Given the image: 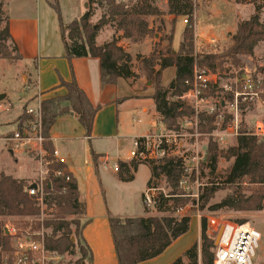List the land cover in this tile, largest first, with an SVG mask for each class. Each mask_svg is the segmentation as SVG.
<instances>
[{
    "label": "trees",
    "instance_id": "obj_1",
    "mask_svg": "<svg viewBox=\"0 0 264 264\" xmlns=\"http://www.w3.org/2000/svg\"><path fill=\"white\" fill-rule=\"evenodd\" d=\"M99 5L106 8L98 23L91 22L90 9L69 23H64L57 1L51 3L58 12L59 25L65 44V56L74 58L95 57L100 62V79L102 86L114 85L120 78L128 79L139 74L132 69L133 56L119 44V38L103 45L97 44L99 30L106 24L112 23L117 32L133 43H141L151 36L150 16L163 17L165 13L156 5V0H98ZM168 15L171 32L163 39L167 41L163 46L161 41L155 44L148 55H139V66L143 74L155 84V108L160 122L169 129H178L179 118L194 114L195 110L188 105L181 96L191 88L187 80L192 81L196 64L208 68L215 74L221 73L225 65L236 68L243 66L244 56H254L257 45L264 41V23L260 13L264 8V0H256L255 12L238 24L237 30L231 36V43L223 52L209 51L199 59L194 53V14L196 3L194 0H168ZM188 16V23L183 31V40L176 50L173 46L177 18ZM5 26L0 30V58L20 60L22 54L13 53L7 44L11 39L10 17L5 15L4 3L0 2V23ZM163 22V20H161ZM15 46V45H14ZM17 51V47L15 46ZM158 67V68H156ZM175 67V76L168 85H164L162 78L164 71ZM242 72L238 73L241 76ZM60 86L66 92L62 95L50 96L42 99V129L45 137V149L51 155L54 151L51 131L59 116L75 114L86 136H91L94 123L101 105H95L88 93L80 86L73 75L71 80L61 78ZM216 89L206 92L207 96H214ZM232 99V95H229ZM264 99V94L262 96ZM246 105H243L245 109ZM25 108L19 120L18 128L23 130L29 120ZM201 131L211 133L216 129L217 113H200ZM231 116L223 123L227 125ZM204 123V124H203ZM232 159L230 166L224 173L218 171L221 157ZM95 159L98 155L94 154ZM142 163L151 167V178L148 188L155 186V179L161 175L171 187L168 194L160 193L155 198V206L164 214L137 216H109L110 228L113 236L116 257L119 264H139L161 255L176 239L190 230V215H175L188 199L183 197L180 181L185 175L183 159L170 156L163 162L140 161L132 159L130 162L119 161V177L122 180H133L138 166ZM206 165L210 168V183L201 197L200 210L207 209L214 212L223 208L235 211H259L264 207V136L262 138L248 133L247 128H241L236 138V144L224 150L219 143L209 137ZM64 168V176H55L54 171ZM67 176L70 179H67ZM24 179H18L0 170V264H5L3 254L13 250V236L6 233V217H17L25 228L30 227L38 231L42 227L51 228V234H45V242L49 251L61 258L66 253H75L78 248L81 258L77 264L93 261V252L84 238L83 230L88 220L82 221L86 214V207L80 200L77 179L68 166L55 163L50 166L45 189L48 196L45 204L54 207V218L40 221L42 208L36 197L30 196L27 188L30 186ZM228 192L219 201L211 202L216 194L222 190ZM144 196V194H143ZM172 202V204H170ZM146 211L148 207L146 206ZM167 212V213H166ZM73 216V218H67ZM17 221V220H16ZM242 223L244 220H238ZM244 223V222H243ZM21 224V223H20ZM215 240L208 234V220L200 218V241H196L172 264H214ZM48 264H64L62 260L50 261Z\"/></svg>",
    "mask_w": 264,
    "mask_h": 264
},
{
    "label": "rangeland",
    "instance_id": "obj_2",
    "mask_svg": "<svg viewBox=\"0 0 264 264\" xmlns=\"http://www.w3.org/2000/svg\"><path fill=\"white\" fill-rule=\"evenodd\" d=\"M4 3V12L7 13L6 2L10 0H0ZM57 1L60 10L61 18L64 23H69L76 18H80L83 14L90 9L92 12L91 22L96 24L101 19L102 15L106 12V8L99 5L98 0H52ZM196 3V10L194 14V53L196 56H200L209 51L223 52L231 43L230 35L233 34L232 28H234V0H194ZM242 4H248V6H242L240 14H247L250 10H253L256 4V0H237ZM48 3L49 9L41 11V20L37 19L36 10L33 11V5L30 8L23 10L16 4L12 5L13 13L11 14V28L15 39L23 43H27L28 50H32V47L36 45L38 39V31L46 30L48 33L53 28V16L58 25L59 17L57 21L58 12ZM251 4V6H249ZM156 5L165 13L163 17L150 16L148 18L150 27L153 28L149 39V45L141 43H133L129 39L128 41L134 44L131 48L133 51V65L132 69L139 73L141 79V85L145 89L154 90V82L148 79L140 69L139 55L148 56L155 44L159 43L162 39V45L166 46L167 41L163 39V36H167L171 32L170 20L171 15H168V0H156ZM57 15V16H56ZM250 15V13H249ZM248 15V16H249ZM243 16V15H242ZM40 13H38V18ZM188 16H180L177 18L174 34L173 46L177 50L183 40V30L186 25L185 19ZM260 19L264 23V8L260 13ZM163 20V22L161 21ZM5 26V21L0 23V30ZM42 27V29H41ZM216 33L208 34V30L213 28ZM48 30H47V29ZM51 29V30H49ZM50 31V32H49ZM116 28L112 23L103 26L98 33L100 43H106L116 37ZM122 36V35H121ZM13 38V39H14ZM122 38V37H120ZM145 39V40H146ZM120 40V39H119ZM97 41V40H96ZM123 46H125V40H123ZM143 43V42H142ZM7 44L13 53H16L15 44L11 39L7 40ZM99 45V43H98ZM103 45V44H101ZM132 46V45H131ZM130 47V46H129ZM127 50V49H126ZM149 52V53H148ZM27 65L21 66L15 63L16 61L10 59L0 58V95H6L0 100V134L10 133L18 129L21 120L20 117L25 114V98H26V84H24V76L32 75L35 70L31 59L24 60ZM58 63L61 72L68 79H71V69L68 61ZM243 66L236 68L230 65H225V69L221 73L216 74V80L218 84L214 85L216 89L215 97L210 98V102H203L199 104L200 110H207L210 106H220L218 100L227 98L228 92L225 87L231 88L235 85L236 76L238 73H245L247 67L255 74L261 73L264 77V41L260 42L256 49L254 56H244L242 58ZM55 63H44L41 65L39 71L46 70L44 74L45 86L48 90L54 87L55 78H59L57 66H53ZM200 67L201 65L198 64ZM158 68V67H156ZM204 68V67H203ZM241 74V75H242ZM91 78L87 74L82 73L81 79L88 83L91 79L92 84L89 85V93L92 100L101 105L100 113L94 123V128L91 136L85 135V130L80 125L78 119L74 116H64L59 119L54 126V135L61 137L66 136L63 145H69L71 156L69 162L74 165L76 173L79 176L81 188L86 189V196L84 201L86 207L85 219L82 221L91 220L90 216L99 221V229L103 227L100 218V213H105L112 216L122 215H161V212L155 206V203L147 206L143 201V191L148 188V180L151 175V167L149 164L142 163L136 173L134 180L121 181L117 174H113L110 169H106L99 163L97 169L95 168L94 174L89 175L87 172V165L85 160L89 163V166L94 165V154L97 152H104L110 157V161L124 160L132 158L131 151L133 147V140L136 135L144 134L148 131V123L155 122L151 115L143 111V107L146 104H152L150 100L130 97L126 98L122 102H113L105 104L109 99H114L119 96L120 98L129 94L132 87L124 79H120V83L117 84V88L107 87L99 88L100 85L95 86V80L97 82L98 76L94 75V70H91ZM175 76V67H169L163 73V84L168 85L170 80ZM60 79V78H59ZM136 81V80H135ZM61 82V81H60ZM58 88L59 85H58ZM62 89V88H60ZM61 93V92H59ZM219 98V99H218ZM188 102H193L189 100ZM38 105V100H33L27 104L29 108H35ZM195 106V103L193 104ZM98 111V112H99ZM151 112V111H150ZM242 123L247 129L251 130L258 120L264 121V104L263 106L259 102H254L251 107L246 109V112L242 115ZM160 121V119L158 120ZM27 123V122H26ZM204 124V123H203ZM201 129V128H200ZM194 140V137H190ZM62 142V140H59ZM59 146H62V144ZM209 141L206 136H200L198 141V149L206 150L208 148ZM219 147L227 150L229 147L236 144V138L231 137L226 142H219ZM13 143H6L0 140V170L8 175H12L18 179H24L27 183L37 181L41 177V156L38 151L21 147L19 150L14 151ZM66 150V149H65ZM67 151V150H66ZM193 151V153H195ZM191 155V154H190ZM207 156V154H206ZM45 162V158L44 161ZM232 159L221 157L218 164V171L224 173L230 166ZM198 164V171H195L190 176V182L188 187L190 192L182 190V196L188 199V202L176 211L175 215H190L198 216L199 219L205 216L208 220V234L214 237L216 242L218 233L220 232L225 222H239L243 219V222H250L251 225L258 228L263 237L260 241V246L256 251L253 264H264V207L259 211H235L230 208H223L214 212L207 209L200 210L201 197L205 193L207 185L210 183V168L206 165V160H200L193 163L192 166ZM45 165V163H44ZM96 167V166H95ZM24 169V170H23ZM28 170V171H27ZM22 174V175H21ZM23 177V178H20ZM211 184V183H210ZM155 186L159 188L155 191L156 196L160 193L168 194L171 190L166 177L161 175L155 179ZM188 192V193H187ZM228 189L220 190L211 202L219 201L226 195ZM188 194V195H184ZM172 204V202L170 203ZM41 206V205H40ZM146 206L148 211H146ZM40 221L54 218V207L49 208L48 205L42 207ZM167 213V212H166ZM104 216V218H106ZM67 218H73L68 216ZM5 222L7 224L6 229L15 226L18 229L19 235H34L42 237V232L45 234H51V228H45L43 225L38 231H33L30 227L24 226L17 217H6ZM17 220V221H16ZM242 222V223H243ZM21 223V224H20ZM219 225V227H218ZM98 227V226H96ZM218 227V230H217ZM194 228V227H193ZM217 230V231H216ZM37 232V233H35ZM81 258V253L77 248L75 253H66L62 258L64 264H77V261ZM201 264V263H200Z\"/></svg>",
    "mask_w": 264,
    "mask_h": 264
},
{
    "label": "built area",
    "instance_id": "obj_3",
    "mask_svg": "<svg viewBox=\"0 0 264 264\" xmlns=\"http://www.w3.org/2000/svg\"><path fill=\"white\" fill-rule=\"evenodd\" d=\"M185 23H188V18L185 19ZM186 82L191 85V88L181 98L194 108V114L179 118L178 129H169L162 122L158 123L151 132L134 138V148L130 154L132 159L148 162H163L170 156L182 158L185 175L180 181V187L184 191L190 192L188 187L190 176L199 169L198 164L196 166L192 165L196 161L206 160L207 154L206 150L198 149L199 137L206 136L208 141L209 137H213L217 142L223 143L231 137L237 138L241 133V128H246L241 120L246 109L251 107L254 102H259L262 106L264 104V99L262 98L264 94V77L261 73L255 74L246 67L245 73L243 72L241 76H236L234 86L231 88L225 87L228 96L218 100L220 106L209 105V109L200 111L199 104L203 102L209 103L210 98L215 97V95L207 96L206 92L218 84L216 74L208 68H203L196 64L193 80H187ZM229 95H232V99L229 98ZM189 100L193 102H188ZM41 103L42 98H39L38 105L35 108L27 107L26 112L29 115V120L23 130L18 128L10 133L0 134V140L6 143H13L15 146L13 148L14 151L19 150L21 147L38 151L41 156V161H39L41 177L39 180L34 181L37 186L34 187L33 183H30L31 185L27 188V191L30 196L36 197L39 204L44 207L46 205L45 199L48 196L45 185L50 166L55 163L67 165V158L56 147L50 158V154L45 149ZM194 103L195 106L193 105ZM243 105H246L245 109H243ZM202 112L207 114L217 113L216 129L211 133L202 132L200 129L201 119L199 115ZM227 116H231V118L227 125L223 127ZM247 130L249 134L262 138L264 136V121H256L253 128ZM190 137L195 139L192 140ZM195 149L197 151L193 153ZM44 158L45 162H43ZM104 167H109L118 172L120 169L119 161L109 163L107 160L104 162ZM65 171L64 168L56 169L54 175L64 176ZM67 179H70V177L67 176ZM158 190V187H152L148 188L144 193L143 201L147 206L155 203V191ZM222 228L221 237L214 250V264H253L256 251L263 237L262 232L251 225L250 222H225ZM7 230L13 236V250L10 253L3 254L5 264H48L50 261L56 262L58 258H61L48 250L45 242V232H42V237H37L36 234L21 236L15 226Z\"/></svg>",
    "mask_w": 264,
    "mask_h": 264
},
{
    "label": "crops",
    "instance_id": "obj_4",
    "mask_svg": "<svg viewBox=\"0 0 264 264\" xmlns=\"http://www.w3.org/2000/svg\"><path fill=\"white\" fill-rule=\"evenodd\" d=\"M47 2H49L50 4L54 3L52 0H10V2L9 1L6 2L7 13L10 17L11 40L14 42L15 46L17 47V52L22 54V58L20 60H17L15 63L23 66V65H27V63L24 60L31 59L33 62V65H34V70H35V73L33 75L34 78H32L31 77L32 75H29V73H28V75L24 76V84H26L28 82L26 84V87H25V89L27 90L26 91V98H25L26 108H27V104L33 100H36V99L38 100L39 98L43 99V98L50 97V96L52 97L55 95L64 94L66 92V90L60 86L61 78L68 81V80H71L73 78V75L76 77L80 86L88 93L89 97L92 100V97H91V95L89 93V89H88V83L90 85V84H92V81H91V79H89V82L85 83L81 79V71H82V73L87 74L89 76V78H91V76H92L91 70H94V75L98 76L97 82L95 80L94 85L95 86L97 85V87H98V85H100L99 88H102V87L107 88V87H114V86L117 88V84L120 83L119 80L124 79V78H120L118 80V82L114 85L102 86L101 79H100V62H99L98 58L84 57V58H74L72 60H69L65 56V44H64L63 37L61 34V28H60L59 22H58V25L56 24V20L54 19V16H53L52 31L51 32L49 31L50 33H48L46 30H43L41 27L42 30L40 31V33L38 31V39H37L36 45L32 47V50L27 49L28 48L27 43L25 44V43L19 41L18 39L14 38L13 33H12V28H11V19H12L11 14L13 13L12 5L16 4L22 10L24 8L26 10L28 8H30V10H31V4H32L33 5V11H34V9L36 10L37 19L41 20V11L45 10V9H49ZM234 3H235L234 4L235 6H232V7H234V9H232L234 11L233 12L234 15H232V17H234V21H235V19H237V20L235 22H233V24L235 26L234 28H232L233 34L236 32L238 24L241 21L248 19L253 14V10H250L247 14L246 13L240 14L242 6H248V4H242L241 2H238L237 0H234ZM249 6H251V4H249ZM254 12H255V8H254ZM31 13H34V12H32V10H31ZM38 13H40L39 18H38ZM249 13H250V15H249ZM57 21H58V16H57ZM177 27H178V23H177L176 28ZM49 30H51V29H49ZM208 32H209L208 34L216 33L214 30V27L209 29ZM121 35H122L121 31L116 33V37L120 39L119 44L123 46V43H124L123 40H125L126 41L125 46H123V47L125 49H127V51L133 56V51L131 50V48L134 46V44L131 43V45H132L131 46L129 44L130 42L128 41V39L124 38ZM231 36H232V34L230 35V38H231ZM120 37H122V38H120ZM98 43H99V45L104 44V43H100L99 38L97 37V44ZM148 43H149V39H146L145 41H143V43L141 42V44H146V45H149ZM63 61H68L69 65H70L71 79H68L61 72V69H60L58 63L61 62L63 65V63H64ZM44 63H51V64L55 63L53 66L56 65L58 68V71H59L58 74H59L60 79L55 78L54 87L50 88L49 90H48V87L46 88V86H45L44 74L46 73V70L44 69L42 71H39L41 65ZM135 73L139 74L137 71H135ZM141 79L142 78L139 75L137 77L124 79V81L128 82L130 84V86L132 87L130 93L126 94L125 96H123L121 98L119 96H117L114 99V97H113L112 99H109L108 101L105 102V104H109V103H113V102H117V101L122 102L126 98H130V97L137 98L138 100L147 99V100H150V102H152V104L151 103L146 104L143 107V111L147 112L149 114V116L151 115L152 119L155 122H153V124H152V122H149L148 123V128H149L148 131L144 134L136 135L134 138L143 136V135L151 132L152 130L155 129L156 125L158 123H160V121H158L159 120V114L156 111L154 99L152 98V96L154 94V90L145 89L141 85ZM58 85L62 89L58 88ZM59 92H61V93H59ZM93 103L95 105H98L94 101H93ZM100 111L97 113L96 119H97ZM64 116H67V117L74 116L76 119H78V116L75 114H66V115L59 116L57 121L59 119H62ZM56 123H55V125H56ZM54 126H53L52 131H51L53 144L56 148H58L61 151L62 155L67 158V166H68L69 170L72 172V174L74 175V177L77 179L78 189L80 192V200H81V202L84 203V201L86 202L85 197H84V196H86V189L81 188V183L79 180V176L76 173V169H75L74 165H71L69 162V159L71 156L69 145H67V146L63 145L64 141L67 137L66 136L58 137V136L54 135ZM59 140H62V142ZM56 142H59V144L61 142L62 146H59V144H57ZM96 155H98V158L95 159V157H94V165H92V166L91 165L89 166V163L87 162V160H85V164L87 165V172L88 173L90 172L89 175H91V176H92V174H94L95 168L97 169L99 163H100V165L102 164L104 167V162L107 160L109 161V163L114 162V161L130 162L132 160V158H129V159H124V160L118 159V160L110 161V157L108 155H106L104 152H102V153L97 152ZM139 166H138V169H139ZM106 169H110L113 172V174H117L119 176V173L115 172L113 169H111L109 167ZM138 169H137V171H138ZM137 171L134 174V179L136 177ZM20 178H23V177H20ZM150 178H151V175H150ZM150 178H149V180H150ZM119 179L123 182L126 181V180H122L120 177H119ZM34 181H32L31 184L34 183ZM146 191H143L142 193L144 194ZM106 215L107 214H105V213H100V215H99L101 218V221H102V225H103V227H101V229H99L100 228L99 227V221L90 216L89 220H91V221L88 222V224L86 225V227L83 230L84 238L87 241V243L89 244V246L91 247L92 252H93V261L91 263L90 262H83L82 264H119L118 259L116 257V253H115L113 236H112L110 223H109V216L110 215H108V216H106ZM104 216H106V218H104ZM122 216H137V215H122ZM84 219H85V217H84ZM96 226H98V227H96ZM196 241H200V219L198 216H191L190 230L187 233H185L184 235H182L178 239H176L161 255H159V256L151 259V260L139 263V264H172L176 258L181 256Z\"/></svg>",
    "mask_w": 264,
    "mask_h": 264
},
{
    "label": "water",
    "instance_id": "obj_5",
    "mask_svg": "<svg viewBox=\"0 0 264 264\" xmlns=\"http://www.w3.org/2000/svg\"><path fill=\"white\" fill-rule=\"evenodd\" d=\"M5 96H6V95L1 94V95H0V100H2ZM32 185H33L34 187L37 186L36 183H33ZM222 231H223V228H221L220 232L218 233V236H217V239H216V242H215L216 245H217L218 242H219V239H220V237H221ZM6 233H8V230H7V229H6Z\"/></svg>",
    "mask_w": 264,
    "mask_h": 264
}]
</instances>
